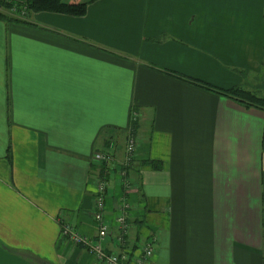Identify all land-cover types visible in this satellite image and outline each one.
I'll use <instances>...</instances> for the list:
<instances>
[{
  "label": "crops",
  "instance_id": "crops-1",
  "mask_svg": "<svg viewBox=\"0 0 264 264\" xmlns=\"http://www.w3.org/2000/svg\"><path fill=\"white\" fill-rule=\"evenodd\" d=\"M30 20L0 19V264H105L63 223L98 238L94 154L110 141L108 252L153 241L148 264H264V110L177 75L229 89L263 71L264 0H96Z\"/></svg>",
  "mask_w": 264,
  "mask_h": 264
},
{
  "label": "built area",
  "instance_id": "built-area-1",
  "mask_svg": "<svg viewBox=\"0 0 264 264\" xmlns=\"http://www.w3.org/2000/svg\"><path fill=\"white\" fill-rule=\"evenodd\" d=\"M136 113L133 114L132 123L136 120ZM138 138L132 132L125 143L124 148V160H121V164L124 167H129L132 164H136V150H137ZM115 142L110 141L108 149L96 151L94 154V161L100 164L106 174L116 170L120 163L119 158L116 156ZM126 169V168H125ZM126 175V171L123 170ZM97 201L95 220L99 225L98 238L90 239L81 235L77 230L69 223H63V234L69 237L72 241L78 244H83L87 249L93 253L98 260L105 264H148L155 253V247L153 241H147L138 246V254H133L132 247H126L124 244L125 233L129 229L128 222L129 208L131 207L129 201L123 200L117 210L116 221L120 228V233L117 235L118 242L121 246H125L121 253L108 252L103 243L109 240L112 236L109 225L105 221L106 210V198H107V179L106 177H97ZM129 184V182H127Z\"/></svg>",
  "mask_w": 264,
  "mask_h": 264
},
{
  "label": "trees",
  "instance_id": "trees-1",
  "mask_svg": "<svg viewBox=\"0 0 264 264\" xmlns=\"http://www.w3.org/2000/svg\"><path fill=\"white\" fill-rule=\"evenodd\" d=\"M96 0H25L21 1H7L0 0V7L5 9H22L25 8L30 15L36 12L48 11L63 13L72 16H83L87 13L88 5ZM0 19L9 22H18L24 24H32L30 19H23L17 16H10L0 10ZM178 77H182L192 84L200 86L206 90L215 92L220 95L228 96L236 99L248 107H257L264 110V98L257 96L254 92L248 91L241 86L233 87L229 89L221 88L205 81L187 77L177 74ZM137 129V124L133 125V130ZM132 130V131H133ZM155 167H158L156 162H152ZM105 171L103 168L99 171L100 177H105Z\"/></svg>",
  "mask_w": 264,
  "mask_h": 264
},
{
  "label": "rangeland",
  "instance_id": "rangeland-1",
  "mask_svg": "<svg viewBox=\"0 0 264 264\" xmlns=\"http://www.w3.org/2000/svg\"><path fill=\"white\" fill-rule=\"evenodd\" d=\"M87 1V0H85ZM0 10L10 16H17L23 19H30V14L27 9H5L0 7ZM244 89L254 92L257 96L264 98V70L258 73H253L251 77L246 81L245 85H242ZM136 160V158H135Z\"/></svg>",
  "mask_w": 264,
  "mask_h": 264
}]
</instances>
